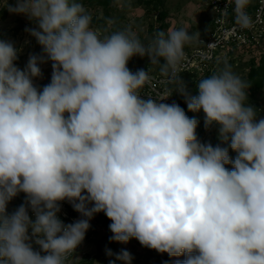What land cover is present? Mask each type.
<instances>
[{
    "label": "clouds",
    "instance_id": "1",
    "mask_svg": "<svg viewBox=\"0 0 264 264\" xmlns=\"http://www.w3.org/2000/svg\"><path fill=\"white\" fill-rule=\"evenodd\" d=\"M230 2L236 25L251 29L250 0ZM7 7L35 23L26 31L44 56L30 55L22 70L18 49L0 39V264H71L101 212L111 241L185 257L176 264H264V119L246 104L249 83L225 63L191 95L178 69L199 33L183 27L144 43L130 29L101 36L80 0ZM135 56L179 80L176 92L204 113L206 130L217 127L220 144L201 142L199 121L163 102L170 96L142 98L152 77L128 68ZM48 61L51 81L38 89ZM21 192L25 203L9 214ZM64 201L82 218L65 224Z\"/></svg>",
    "mask_w": 264,
    "mask_h": 264
},
{
    "label": "rangeland",
    "instance_id": "2",
    "mask_svg": "<svg viewBox=\"0 0 264 264\" xmlns=\"http://www.w3.org/2000/svg\"><path fill=\"white\" fill-rule=\"evenodd\" d=\"M131 0H97L88 1L83 5L92 15V27L101 35H106L115 30L130 29L135 32L139 38L148 43L155 33L148 30L149 16L146 14V0H143L141 5L134 6ZM16 0H0V39L10 41L18 49V59L15 62L16 66L24 69L30 55L44 56L42 47L36 39L29 35L27 28L36 27L35 23L31 22L26 16L9 12L7 5L14 6ZM165 20L161 31L167 32L170 29H179L181 27L189 30V34L199 33L203 29L206 19L210 17V12L199 0H165L164 1ZM108 20L114 21L111 25ZM195 44V41L192 43ZM262 64L264 65V49L262 51ZM245 62L242 68L235 69V73L242 75L248 67L249 59H241ZM241 60H235L237 64ZM130 61L132 66L129 68L133 73L137 70L160 71L158 65H150V60L147 56H135ZM129 61V62H130ZM233 66V65H232ZM42 71V76L34 78L33 83L38 89H42L51 81L52 66L51 61L39 65ZM238 67V66H235ZM205 74H203L204 76ZM264 76V72L262 74ZM199 77V76H196ZM183 81V80H182ZM187 87L195 82V79L183 81ZM181 87L180 82L173 86L171 85L170 93L164 103L178 104L179 93L176 90ZM257 98V120L264 119V85L261 90L255 92ZM249 106L254 107L247 101ZM196 119L198 124L204 121V113L198 112ZM197 136L201 142L211 143L216 146L218 140V129L213 126L206 130L201 125L197 131ZM233 159L236 153H229ZM231 169V165H226ZM23 192L14 197L7 205V212L14 209L15 204L20 201ZM22 201L20 202V205ZM14 211V210H13ZM96 223L94 230L89 238H85L82 242L81 249L70 258L71 264H109L114 261V264H125L123 260L116 259V256L123 251H128L132 257L131 264H176L177 260H184V256L168 258L166 263L163 258L167 253H159L156 250L142 246L138 240L132 238L128 243H119L110 240L112 233L109 229L111 221L106 215H95ZM110 250L113 255L107 254Z\"/></svg>",
    "mask_w": 264,
    "mask_h": 264
},
{
    "label": "built area",
    "instance_id": "3",
    "mask_svg": "<svg viewBox=\"0 0 264 264\" xmlns=\"http://www.w3.org/2000/svg\"><path fill=\"white\" fill-rule=\"evenodd\" d=\"M199 1L203 2V5L210 12L209 27L206 34L199 36L192 48L184 49L185 59L178 69V76L181 73L201 76L208 71L217 69L218 61L238 55L242 48L254 49L264 45V0H250L247 12L253 20L251 29H241L236 25L233 4L230 0ZM149 74L152 77L151 83L142 90V98H147L146 95L153 98L168 96L173 83L170 82L169 77L163 76L160 71H149ZM25 200L26 195L23 194L22 204L25 203ZM99 214H103V212L95 215ZM29 216L34 219V214L30 208ZM58 217L65 224L73 223L82 218L80 213L76 212L67 201L61 202V211L58 213ZM90 221L96 223L94 217ZM92 223L85 234V238L92 235L94 230ZM81 246L82 243L77 247L75 253L81 249ZM34 248L38 250L35 245Z\"/></svg>",
    "mask_w": 264,
    "mask_h": 264
},
{
    "label": "trees",
    "instance_id": "4",
    "mask_svg": "<svg viewBox=\"0 0 264 264\" xmlns=\"http://www.w3.org/2000/svg\"><path fill=\"white\" fill-rule=\"evenodd\" d=\"M88 1H97V0H80V2L83 4L88 2ZM164 1L165 0H146V2H145L146 7H147L146 14H148V16H149L148 30L150 32L155 33V34L159 31H161L163 28V25H164V20H165ZM130 2L134 6H137V5H141L143 3V0H131ZM208 27H209V20L206 19L205 28H204V30L202 29L200 31V35L206 34ZM194 45L195 44L187 45V46H185V49H190ZM263 49H264V45L261 47L254 48V49L242 48L240 50V52L238 53V55H236L235 57H230L228 59L218 61L217 62V69H214L213 71H208L204 76L201 75L199 77H196V76H192L188 73H181L179 75V80L187 81L189 79H195V82L192 85H189L187 87V89L191 95H197L198 89H197L196 84L199 82L200 79L205 78L207 76H210L214 72H217L219 69L224 67L225 63L230 65L231 69L235 72V69L242 68L243 65H245V62L242 61L241 59H249L248 61H246L249 64L248 67L246 68L244 73L240 76L244 80H246L250 85L249 88L247 89V101L251 104H254L253 108L256 110L257 109V103H256L257 98L255 96V92L257 90L258 91L261 90L262 86L264 85V76L262 75L264 72V65L262 64V60H263L262 51H263ZM238 59L241 61H239L237 64H234V61L238 60ZM132 62L133 61H130L128 63V65H127L128 68H130L132 66ZM235 66H238V67H235ZM179 80H177L176 82H173L172 85L173 86L177 85L179 83ZM247 101H246V104L248 105ZM178 105L184 109L186 115L189 118H195L196 119L197 113H194V112H191L188 110L187 104L185 103V99L180 94L178 97ZM256 112H257V110H256ZM201 125H203V128H205L204 127V121L202 124H198L197 129H196V133L199 130V128H201ZM220 143L221 142L219 140H217L216 145L220 144ZM221 146L228 147L227 144H222ZM229 153L235 154V152H233L231 149H229ZM21 201H22V197L20 198V201L15 204L14 209L8 211V213L9 214L13 213L20 206ZM169 257L170 256L167 254L163 258V260L167 263Z\"/></svg>",
    "mask_w": 264,
    "mask_h": 264
},
{
    "label": "crops",
    "instance_id": "5",
    "mask_svg": "<svg viewBox=\"0 0 264 264\" xmlns=\"http://www.w3.org/2000/svg\"><path fill=\"white\" fill-rule=\"evenodd\" d=\"M208 10V9H207ZM208 20H209V18H208ZM204 28H205V23H204V26H203V30H204Z\"/></svg>",
    "mask_w": 264,
    "mask_h": 264
}]
</instances>
